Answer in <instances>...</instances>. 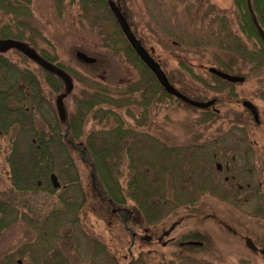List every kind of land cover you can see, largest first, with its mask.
Wrapping results in <instances>:
<instances>
[{
    "label": "trees",
    "instance_id": "16d2710c",
    "mask_svg": "<svg viewBox=\"0 0 264 264\" xmlns=\"http://www.w3.org/2000/svg\"><path fill=\"white\" fill-rule=\"evenodd\" d=\"M65 1L78 3L84 10L103 7L113 17L108 0H55L59 11ZM249 1L264 30V0ZM234 2L240 14L241 28L248 41L253 42L254 50L251 51L236 35L220 31L224 35L220 38L219 49L227 57L217 55L215 68L244 76L245 80L255 76L262 78L260 96L264 101V42L250 18L247 0ZM32 3L33 0H0V39L21 41L37 51L35 39L41 34L32 23ZM113 21L115 29L104 39L116 52H123L135 66L138 76L134 80L110 86L104 78L96 80L97 76L79 74L58 64L71 77L73 85L74 79L82 83L81 96L73 98L74 110L70 114L65 112L64 118L58 116V120V109L55 108V113L51 100L34 96L33 130H2L4 134H16L11 141L8 158L23 160L24 163L18 164V171L11 178V196L0 199V235L20 223L34 232V238L15 252L1 257L0 264H20L17 259L23 257H28V264H103L101 260L97 262L94 259L97 254L107 253L105 246L98 247V240L92 239L91 252L84 251L85 237L79 225V213L88 197L75 159L88 171L92 199L103 203L134 241L137 238L136 219L142 220L145 226H155L187 209H191L192 214H198L204 193L222 196V199L241 208L256 204L254 214L264 218L260 189L253 184L257 172L251 161V141L246 130L240 136L219 134V137L207 141L178 146L169 144L148 130L139 131L127 126L123 113L136 118L138 126L145 125L154 105L172 100L173 96L163 89L152 71L140 60L114 17ZM37 52L49 62L56 63L55 58L45 50ZM1 53L0 113H12L8 102H12L9 97L16 88L10 83L11 79H16L15 70ZM238 58L250 64L248 72L237 71ZM86 65L98 67L99 59L95 64ZM181 65L204 87L216 93L211 98L216 99V103L202 109L201 115V121L213 122L220 116L214 106L225 102L229 96L236 97L234 83L210 72V79H204L195 75L184 61ZM42 70L43 78L52 91L65 89L61 77ZM21 77L26 79L27 76L22 72ZM227 89L229 93L222 95ZM191 98L207 101L205 98ZM137 113H140V118H137ZM89 121L101 125L100 129L86 130ZM31 138L35 142L31 143ZM243 144L247 148L240 149ZM58 159L60 163H57ZM218 163L222 164V171L217 169ZM125 168L128 175L123 181ZM223 171L227 182L221 179ZM52 175L59 180L58 190L48 187L44 181ZM38 181H41L40 185ZM191 241L203 244H188ZM208 243V237L199 231L185 233L171 241V245L178 250L173 253L175 259L156 264H183V259L190 262L184 253L203 250ZM139 262L141 258H131L123 263L114 260L113 264ZM196 264L212 263L199 261Z\"/></svg>",
    "mask_w": 264,
    "mask_h": 264
},
{
    "label": "rangeland",
    "instance_id": "374dc122",
    "mask_svg": "<svg viewBox=\"0 0 264 264\" xmlns=\"http://www.w3.org/2000/svg\"><path fill=\"white\" fill-rule=\"evenodd\" d=\"M121 6L127 12L130 26L137 36L161 64L171 83L188 97L213 98L216 93L204 87L181 65L184 61L195 75L209 78L208 68L217 67L216 56L226 58L219 49L220 38L226 33L240 36L239 21L233 0H121ZM32 23L39 30L41 37L36 36L37 51L45 50L54 57L57 64L79 74L97 76L96 80L105 79L106 84L115 86L132 81L138 76L135 66L123 52H116L107 45L104 37L114 31L113 17L103 7L84 10L78 3L64 2L62 10L56 7L55 0H33ZM223 31L224 33H220ZM223 40V38H222ZM244 42V40H243ZM251 41L244 42L250 46ZM112 46V45H111ZM83 51L99 59V65L89 66L76 58V51ZM19 54V55H18ZM4 56L20 68H29L41 81L44 72L34 61L22 56L16 50L4 52ZM237 71L246 73L250 64L238 58ZM73 82V81H72ZM42 83V82H41ZM74 89L64 99L65 112L74 110L73 98L80 97L82 83L74 79ZM263 79L254 77L243 83H235L233 91L236 97H228L218 103L214 109L220 116L213 122L201 121L202 109L193 108L175 99L157 103L149 113L147 123L137 125V119L125 116L127 126L139 131H150L171 145H189V143L207 141L219 134L240 136L243 130L249 134L251 147L258 152L253 157L257 175L253 178L254 186H259V197L264 202V101L260 96ZM47 93L55 110V99L64 92L42 87ZM227 89L222 95H227ZM252 102L258 109L260 123L255 122L253 115L242 105L243 101ZM137 113V118H140ZM57 117V113H56ZM58 119V118H57ZM94 121L87 123L86 130L100 129ZM16 134L13 132L0 136V190L7 187L4 177L7 167L5 158L10 154V144ZM240 149L247 148L246 144ZM81 176L83 189L88 200L79 213L80 226L85 237L84 251L91 252L92 239L98 240V247L105 246L106 254L95 256V261L113 264L114 260L123 263L131 258H141L145 264H156L161 261L171 262L175 259L176 250L171 241L190 231H199L208 237L209 243L200 251L188 255L190 262L183 259V264L207 262L212 264H264V256L252 250L246 243L249 238L261 249L264 245V218L254 214L256 204L241 208L233 205L222 196L204 193L198 214L191 209L180 213L166 222L155 226H145L142 220L136 219L135 241L128 236L117 219L109 214L103 203L92 199L88 171L75 159ZM123 181L127 178L125 168ZM226 177L224 171L221 179ZM43 180V179H42ZM48 187L49 179L44 180ZM62 182V181H60ZM7 190V189H5ZM147 228V230H146ZM152 240H143L144 236ZM34 232L24 224H17L0 235V258L15 252L22 244L31 241ZM140 254H143L141 257ZM20 264H28V257L18 258ZM139 262L140 264H143Z\"/></svg>",
    "mask_w": 264,
    "mask_h": 264
},
{
    "label": "water",
    "instance_id": "95a60500",
    "mask_svg": "<svg viewBox=\"0 0 264 264\" xmlns=\"http://www.w3.org/2000/svg\"><path fill=\"white\" fill-rule=\"evenodd\" d=\"M108 6L116 22L118 23L121 31L123 32L129 44L131 45L132 49L138 55L140 60L152 71V73L155 75L159 84L163 87V89L169 95L179 99L180 101L190 106L200 108V109L211 107L216 103V99H211L208 101H199V100L192 99L188 97L187 95L183 94L182 92H180L174 85H172L165 71L161 67L160 63L157 62L153 58L150 52L142 44V41L138 39L137 36L134 34L128 22V17L125 13L122 12L120 6L117 5V3L113 0L108 1ZM249 8H250L253 24L257 30L258 35L261 37V39L264 42V30L259 24L256 18V15L252 10L250 3H249ZM10 48L21 51L27 57H29L30 59L38 63L40 66H42L45 70L55 73L56 75H58L64 80L65 86H66L65 93L58 96L57 102H56L58 113L61 118H64L65 116L64 99L71 92L73 88V82H72L71 77L61 68L45 60L35 50L30 48L23 42L13 40V39H0V52H3ZM75 55L80 62L85 63V64H95L97 62V58L89 56L88 54L80 50L76 51ZM209 72L230 83H234V84L243 83L245 81L244 76L230 74L225 71L219 70L215 67H210ZM242 104L245 108H247L253 114L255 121L257 123H260L259 112H258L257 107L252 102L247 101V100L243 101ZM51 180H52L54 189H58L60 185L55 175L51 177ZM142 239L146 241H150L152 240V237L146 235L142 237ZM246 243L252 250L259 251L264 256V246L261 249H258L249 238L246 239ZM188 244L202 245L203 243L191 241Z\"/></svg>",
    "mask_w": 264,
    "mask_h": 264
},
{
    "label": "flooded vegetation",
    "instance_id": "af4514ba",
    "mask_svg": "<svg viewBox=\"0 0 264 264\" xmlns=\"http://www.w3.org/2000/svg\"><path fill=\"white\" fill-rule=\"evenodd\" d=\"M113 1H115L117 3V5L120 6L122 12L127 15V12H125L123 10L122 6H121V2H120L121 0H113ZM249 3H250V1L247 0L248 11H249V15H250V18H251V12H250V8H249ZM234 5H235V2H234ZM235 7H236V5H235ZM236 11H237V7H236ZM237 16H238V21H239L238 28H239V31H240V34H239L240 36H237V37L240 40H242V41L244 40V42H247L248 38H247L246 34L243 32V30L241 28V25H240V22H241L240 21V14H239L238 11H237ZM127 17H128V15H127ZM251 20H252V18H251ZM248 47H249V49L251 51L254 50L253 42H250V46H248ZM8 50H11V49H8ZM8 50L3 51L1 54L4 56V52H7ZM12 50H16V49H12ZM16 51L18 53H20L22 56H25L26 58L30 59L29 57H27L22 52H20L18 50H16ZM30 60H32V59H30ZM11 64L13 65L12 66L13 71L15 70L14 76H16V79L15 78H13V80L11 79L10 83H12V85L16 86V88L12 91V95L9 97L12 100V102H8V104H9L8 106L11 109H13V112L12 113H0L1 114V116H0V125L2 127V129H0V136H2L5 133L2 130H33V126H32V124H33L32 99H33L34 96L35 97H47V98H49L47 93L45 91H43V88H42V87L50 88L48 86V84L46 83L44 78L41 81L34 74L33 70H31L29 68H20L18 66L17 62L15 64L14 63H11ZM53 65L61 68V66H59L57 63H54ZM39 67L42 69V67L40 65H39ZM61 69H63V68H61ZM22 72H24L26 74V76H27L26 79H23L21 77L22 76ZM0 81H1V77H0ZM63 93H65V89H64ZM63 93H61V94H63ZM60 95H58V96H60ZM58 96L55 99V104L57 102ZM56 108H57V105H56ZM58 116H59V118H61L59 113H57V118H58ZM59 118H58V120H59ZM20 133H19V135H20ZM30 140H31V143L35 142V140L33 138H31ZM22 146L23 145L21 144L20 148H22ZM240 154L246 155L247 153L240 152ZM250 154L252 155L251 156L252 157L251 161L253 163L252 159H253V157H257L258 152H256L252 148ZM62 161L63 160H61V162ZM22 163H24L23 160L9 159L8 156H7V158H5V164H6L5 166L7 167V170H6V174L4 175V177L7 180L6 181L7 182V187L5 188L7 190H5V189H4V191L0 190V199L11 196L12 193L9 190L12 187L11 178L18 171L17 170L18 164L22 165ZM57 163H60V159H58ZM1 166H2V162H0V167ZM216 166H217V169L219 171L223 170V166H222L221 163H218ZM49 180L51 182L52 188L54 189L51 178ZM57 181L59 182V180H57ZM224 181L227 182L228 178L225 177ZM40 184H41V181H38V185H40ZM59 185H60V183H59ZM59 188H60V186H59ZM54 190H56V189H54Z\"/></svg>",
    "mask_w": 264,
    "mask_h": 264
}]
</instances>
